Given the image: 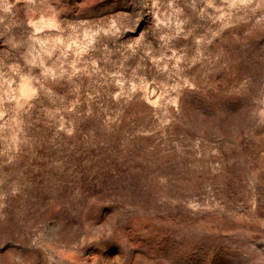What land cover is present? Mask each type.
<instances>
[{"label": "rangeland", "instance_id": "1", "mask_svg": "<svg viewBox=\"0 0 264 264\" xmlns=\"http://www.w3.org/2000/svg\"><path fill=\"white\" fill-rule=\"evenodd\" d=\"M0 264H264V0H0Z\"/></svg>", "mask_w": 264, "mask_h": 264}]
</instances>
